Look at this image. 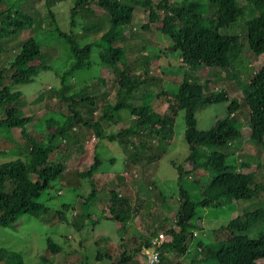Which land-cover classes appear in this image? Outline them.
<instances>
[{
	"label": "trees",
	"instance_id": "1",
	"mask_svg": "<svg viewBox=\"0 0 264 264\" xmlns=\"http://www.w3.org/2000/svg\"><path fill=\"white\" fill-rule=\"evenodd\" d=\"M204 1L205 4L199 0H188L184 3L183 0L175 3L170 0H72L68 9V28L63 22L58 24L45 5L49 18L46 26L38 31L53 33L62 39L71 56L68 64L58 74L59 83L72 75L74 70L89 67L90 62L87 59L92 52L91 46H94L96 61L100 65L108 66L113 70L117 66L127 68L128 72L118 78L119 90L115 94L117 96L123 93L127 96L113 104L101 102L97 117L94 120L91 117L90 120H86L79 114V110L71 108L70 105L86 103L89 108H84L83 113L90 114L94 110L97 98L89 95L76 101L73 94H67L63 99L66 100V108L70 114L65 115L61 121L46 118L44 120L46 131L43 137L38 139L32 138L24 131V124L31 119V116L26 113L30 107L29 104L18 106L22 102L20 91L11 87L14 84L31 82L38 70L44 68L38 60L41 46L39 41L33 38L35 31L11 49L6 47L7 38L29 27L30 16L18 8L8 6L5 8V12L0 15V55H4L0 58V133L10 139L9 130L18 127L24 137L23 149L27 150V157H14L0 161V226H11L21 214L41 220L52 217L56 221H69L71 225H75L73 220H68L65 216L68 204L60 202L58 208L51 209L44 204L45 201L42 198L41 201L39 200L41 193L50 187V181L68 180L65 174V170H68L65 161L60 159L54 163L43 164L34 160L35 154L45 156L46 151L54 148L59 136L64 140V136L68 135V123L72 120L78 121L83 127H92L97 138L118 140L121 149L127 151L131 159L136 152L133 149H126V144L120 136L121 132L126 135H138L146 131L160 140L165 139L166 133L170 134L171 131L173 110L175 108L182 110L183 139L186 143L183 160L187 162L189 169L205 170L208 177L202 184L201 197L192 202L187 190L179 183L185 170L181 168L180 163L170 162L175 168L177 181L178 204L173 217L176 228H164L167 238L160 245V253L172 250L179 253L189 251L188 245L194 237L191 218L194 215L195 205L201 207L224 199L249 198L258 188L264 192V179L255 182L252 179V171L236 170L237 163L226 165L225 153L215 149L199 153L203 146L223 147L238 137L240 128L235 125L237 120L235 114L239 112L237 101L235 99L227 101L228 95L224 88L217 91H203L202 81L182 76L175 91L170 94L172 101H167L166 106L169 107L170 113L155 111L154 101L164 97L165 92L160 86L158 89L143 86L144 81L141 77L147 75V63L153 64L151 60L139 62V64L136 62V56L141 53L140 50L143 49L147 40L138 36L137 33H130L132 37L137 36L130 41L129 37L123 39L121 33V28L126 25L130 29H135L131 27L133 25L130 23V17L133 6L136 5L143 6L147 10V19L140 24V29H148L149 24H152L157 32L165 34L170 40V51H178V61L184 66H229L243 48L255 55L264 52V0H250L255 14L244 21L243 31L238 33L220 32V29L226 28L243 15L244 7L237 0ZM95 7H98L107 19L106 27L96 17L93 11ZM206 9H210L209 16L204 15ZM72 26L81 28V32L76 34L77 37L74 35L76 31L71 29ZM240 36H244L245 47L239 39ZM126 56L133 58L127 60ZM134 94H138V97L134 100L131 96L132 103L126 101L129 95ZM219 101H227L225 115L215 118L206 129H197L193 115L194 107L198 104ZM240 103L244 105L246 112L247 135L264 151V61L249 78L243 89ZM124 107L129 109L130 118L127 125L115 134L105 132V126L118 120L117 110ZM136 147L138 146H134ZM98 164L99 160L96 155H93L86 169L76 171V175L85 177L89 184L88 192L82 197L81 204L85 205L88 199L95 195V183L91 172ZM56 191L59 192L57 189ZM107 192L112 207L110 218L117 222L123 221L124 215L129 210L127 197L111 189ZM51 197L52 195H48L47 199L50 200ZM84 217H87L86 213ZM260 219H264V208L258 206L246 212L242 219L233 217L225 224L218 226L216 230L222 233V238L213 246H206L201 240H197L193 248L199 252L202 259L210 257L215 264H258V261L264 258V229L257 231L254 235H247L244 231ZM143 243L146 244V239ZM139 246L140 244L134 245L132 250L137 251ZM59 250L58 242H53L46 237L44 253L39 254L37 260L33 262H25L19 251L0 246V264H57L52 260V256ZM94 257L96 260L105 257L110 260L109 264H127L131 254L120 251L112 258L107 253L96 252ZM62 264H71V262Z\"/></svg>",
	"mask_w": 264,
	"mask_h": 264
},
{
	"label": "rangeland",
	"instance_id": "2",
	"mask_svg": "<svg viewBox=\"0 0 264 264\" xmlns=\"http://www.w3.org/2000/svg\"><path fill=\"white\" fill-rule=\"evenodd\" d=\"M170 1L175 3L180 0ZM185 1L188 0H183V3ZM199 1L205 4L204 0ZM237 2L244 7L243 15L226 28L220 29V32H242L244 21L255 14L250 0H237ZM71 3L72 0H47L45 2L44 0H0V15L8 6L18 8L30 16L29 27L7 38L6 47L11 49L35 31L33 38L39 41L41 46L38 60L44 68L38 70L31 82L14 84L11 87L20 91L22 102L18 106L29 104L30 108L26 113L31 116V119L24 124L23 129L34 139L43 137L46 131L44 122L46 118L61 121L65 115L70 114L66 108V100L63 99L67 94H73L76 101L89 95L97 98L94 110L90 114L83 113L84 108H89L86 103L70 105L71 108L79 110V114L86 120H90V117L94 120L97 117L101 102L113 104L127 96L123 93L115 96L119 90L118 78L128 72L127 68L117 66L113 70L108 66L100 65L96 61L94 46H91L92 52L87 59L90 62L89 67L74 70L72 75L59 83L58 74L68 64L71 57L70 52L62 39L53 33H41L38 29L45 27L49 18L45 5L50 9L54 20L58 24L65 23V27L68 28V9ZM98 10V7L93 9L96 17L106 27L107 19ZM206 10L204 15L209 16L210 9ZM146 12L143 6L134 5L130 23L135 29H130L126 25L121 28V33L123 39L129 37L130 41L137 37H132L130 33H137L138 36L147 40L143 49L140 50L141 53L136 56L137 64L150 60L153 63L148 62L147 75L140 76L144 81L143 86H152L155 89L160 86L165 92L164 97L159 101H154L153 109L161 113H170L169 107L166 106L167 101L172 99L170 94L175 91L182 76L202 81L203 91H217L224 88L228 95L227 101L235 99L238 103L239 112L235 114L237 117L235 125L240 128V134L223 147L203 146L199 153L202 154L212 149L219 150L225 153L224 163L226 165L237 163L236 170L252 171V179L255 182L262 181L264 179V151L260 149L255 140L247 135L246 112L244 105L240 103V98L252 73L264 61V52L255 55L243 48L229 66H184L178 61V51H170V40L165 34L157 32L152 24H149L148 29H140V24L147 19ZM71 29L76 31L75 37L78 36L76 34L79 31L81 32V28L76 26H72ZM130 30L132 31L129 32ZM88 32L91 33V31ZM239 39L245 47L244 36H240ZM3 56L1 54L0 58ZM132 58V56H126L127 60ZM131 96L135 100L138 94L129 95L126 101L132 103ZM227 101L196 105L193 109L195 127L206 129L215 118L224 116ZM116 114L119 115L118 120L105 126V132L115 134L127 125L130 118L128 107L120 108ZM170 126V134L166 133L165 139L161 140L146 131L138 135H126L121 132L120 136L126 144V149H133L136 152V155L130 159L128 152L121 149L118 140L97 138L92 127H83L78 121L72 120L68 123V135L64 136V140H61L63 137L59 136L54 148L46 151L44 157L35 154L34 160L43 164L54 163L60 159L65 161V166L68 168L65 174L68 180L50 181V187L41 193L39 200L43 199L44 204L51 209L58 208L60 202L68 204L65 216L68 220H73L75 225H71L69 221H56L52 217L41 220L21 214L11 226H0V246L17 250L23 261L33 262L37 260L39 254L44 253L45 238L48 237L60 245V250L52 256V260L57 264L67 261L71 264H109L110 260L105 257L96 260L95 253H107L113 258L120 251L124 254H131V259L127 264H140L141 255L138 250H132L133 246L144 244L145 239L147 241L150 235L157 232H162L165 239L167 236L164 228H176L173 217L178 204L177 181L175 180V168L170 162L180 163L181 168L185 170L179 183L187 190L192 202L201 197L202 184L208 177L205 170L202 168L189 169L187 162L183 160L186 143L183 139L184 124L180 108L173 110ZM88 132H93L95 135L89 148L83 144V139L89 134ZM9 134L11 138L7 139L0 133V161L14 157L26 158L27 150L23 149L24 137L20 129L11 128ZM27 145L29 146L28 143ZM136 145L138 147L134 148ZM93 155H96L99 160L98 166L91 172L96 192L84 205L81 201L88 192L89 184L85 177L76 175V171L86 169ZM110 189L127 197L129 210L121 222L110 218L112 207L107 192ZM48 195H52L50 200L47 199ZM258 206L264 208V192L261 188L255 190L249 198L224 199L201 207L195 205L194 215L191 218L194 237L188 245L189 251L187 253H179L175 250L162 251L160 253L161 263L215 264L210 257L202 259L199 252L193 248L194 243L201 240L202 244L213 246L222 238V233L216 230L218 226L225 224L233 217L242 219L246 212ZM84 213L87 217H84ZM263 229L264 219H260L251 224L244 233L254 235ZM258 264H264V258L260 259Z\"/></svg>",
	"mask_w": 264,
	"mask_h": 264
},
{
	"label": "built area",
	"instance_id": "3",
	"mask_svg": "<svg viewBox=\"0 0 264 264\" xmlns=\"http://www.w3.org/2000/svg\"><path fill=\"white\" fill-rule=\"evenodd\" d=\"M73 128V127H71ZM95 139L93 132L83 139V144L89 148L92 142ZM63 140V138L61 139ZM58 192V191H57ZM164 240V235L162 232L153 233L149 236L146 241V244H141L138 248V251L141 255L140 264H162L160 258V245Z\"/></svg>",
	"mask_w": 264,
	"mask_h": 264
},
{
	"label": "bare ground",
	"instance_id": "4",
	"mask_svg": "<svg viewBox=\"0 0 264 264\" xmlns=\"http://www.w3.org/2000/svg\"><path fill=\"white\" fill-rule=\"evenodd\" d=\"M134 27V26H133Z\"/></svg>",
	"mask_w": 264,
	"mask_h": 264
}]
</instances>
